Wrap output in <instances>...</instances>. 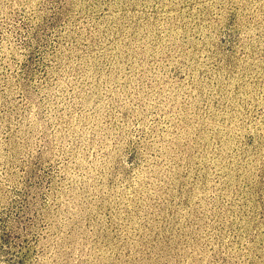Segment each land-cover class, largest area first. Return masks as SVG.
I'll return each instance as SVG.
<instances>
[{"label": "rangeland", "instance_id": "1", "mask_svg": "<svg viewBox=\"0 0 264 264\" xmlns=\"http://www.w3.org/2000/svg\"><path fill=\"white\" fill-rule=\"evenodd\" d=\"M0 264H264V0H0Z\"/></svg>", "mask_w": 264, "mask_h": 264}]
</instances>
